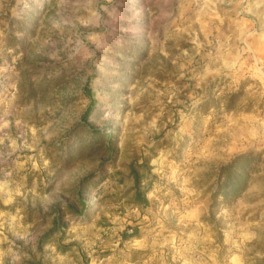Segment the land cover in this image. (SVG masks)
<instances>
[{
	"label": "rangeland",
	"instance_id": "374dc122",
	"mask_svg": "<svg viewBox=\"0 0 264 264\" xmlns=\"http://www.w3.org/2000/svg\"><path fill=\"white\" fill-rule=\"evenodd\" d=\"M0 264H264V0H0Z\"/></svg>",
	"mask_w": 264,
	"mask_h": 264
},
{
	"label": "trees",
	"instance_id": "16d2710c",
	"mask_svg": "<svg viewBox=\"0 0 264 264\" xmlns=\"http://www.w3.org/2000/svg\"><path fill=\"white\" fill-rule=\"evenodd\" d=\"M85 91H86L88 97L91 99V104H90L87 112L84 115V119H87L88 115L92 112L93 106L95 104V100H94V97H93L92 91L90 90L89 85L86 86V90ZM138 197L141 198L142 197L141 194H138Z\"/></svg>",
	"mask_w": 264,
	"mask_h": 264
}]
</instances>
